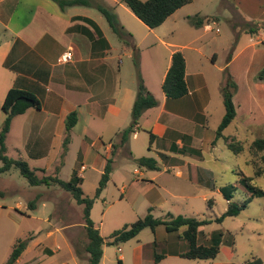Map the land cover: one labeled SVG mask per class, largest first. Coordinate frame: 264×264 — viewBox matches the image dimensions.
Here are the masks:
<instances>
[{
	"label": "rangeland",
	"instance_id": "rangeland-1",
	"mask_svg": "<svg viewBox=\"0 0 264 264\" xmlns=\"http://www.w3.org/2000/svg\"><path fill=\"white\" fill-rule=\"evenodd\" d=\"M84 1L88 5L67 7L70 14L91 19L115 51H125L119 53L121 64L115 61V67L119 66L116 77L120 87L115 95L118 99L116 105L109 110L105 120H89L87 128L90 131L87 133L86 120L81 116L69 135L68 150L63 152L61 147L62 131L53 139L49 155L39 160L28 158L29 150L38 149H34L32 133L26 136V144L22 143L23 120L18 118L6 137L5 154L25 161L31 170H45V173L35 171L38 177L57 176L62 181H69L74 174L80 175L82 195L91 199H94L106 161H111L109 181L100 196L94 199L89 214L104 240L100 264L211 263L208 260L168 256L170 243H165L167 233L162 226L153 230L143 229L133 239L114 243L111 238L113 232L131 225L149 211L154 218H164L170 213L173 216L212 220L202 230L206 235L223 233L218 261L223 264L228 260L233 264H246L256 258L264 264V195H256L246 202L245 209L238 216L226 217L221 223L214 222L227 208L220 191L222 188L232 187V202L240 204L247 199V191L240 183L242 175L250 178L251 185L264 193V161L261 160L264 150L250 151L252 142L264 139V111L256 103L257 99L264 100V85L258 87L257 84L262 83H257L253 86L252 71L244 72L240 69L242 64L237 65L240 67L238 71H233L235 77L227 70L236 85L233 104L239 115L223 131V136L234 137L242 144L243 150L239 154L233 153L222 138L213 142L225 113L221 88L226 80L227 57L237 52L235 50L244 42L250 44V33L244 29V22L264 25V15L258 7V2L263 4L264 0H254L255 6L249 7L252 14H258V19L254 21L246 19L239 7L229 5L228 0H191L155 29L141 23L125 6L124 0ZM49 3L56 5L52 1ZM97 6L109 11L117 24L131 35V40L114 33ZM197 19L201 20V26L194 24ZM206 25L210 30L203 29ZM251 38L255 41V37ZM258 46L263 49V45ZM175 51H180L186 58L190 74L201 73L204 77L203 90L209 101L202 112L204 118L199 123L202 127L199 126L195 134L175 117L188 115L187 101L190 97L169 100L170 107L165 110L172 116L156 120V116L163 111L162 74L169 64L171 52ZM247 79L252 81L249 86ZM139 80L157 100V106L145 110L140 116L137 135H131L124 147L112 151L110 145L118 142L117 133L131 122V112L127 113L129 107L124 112L121 106L130 90L132 109ZM116 109L122 112L117 115ZM3 119L4 114L0 110V126ZM114 126L120 131L113 129ZM167 127L173 132H166ZM199 131L201 137L198 136ZM185 132L193 137L191 146L196 150L184 155L169 151L171 142H175L172 134ZM150 133L155 136L151 140ZM46 147L45 143L40 144L39 152H46ZM141 158L153 159L161 170L169 158L189 162L198 166L202 183L195 186L174 177L173 172L162 174L151 183L146 178L157 175V172L139 165L137 159ZM2 165L0 161V167ZM258 169L263 170L259 176L255 175ZM33 200L35 208L31 209L29 203ZM208 200L213 201L209 208ZM18 241L25 242L26 247L15 264H88L83 206L76 204L71 195L58 186H30L19 170L12 167L0 173V264L7 262ZM179 242L186 243L182 239ZM138 247L140 250L137 251Z\"/></svg>",
	"mask_w": 264,
	"mask_h": 264
},
{
	"label": "crops",
	"instance_id": "crops-1",
	"mask_svg": "<svg viewBox=\"0 0 264 264\" xmlns=\"http://www.w3.org/2000/svg\"><path fill=\"white\" fill-rule=\"evenodd\" d=\"M253 1L228 0L227 2L229 5L238 6L246 19H249V21L253 19L254 21L258 19V14H252L249 9L250 5L255 6ZM49 2L45 0H0V110L7 91L13 87L32 92L39 100V110L29 109L24 114L15 117L11 123L12 127L14 120L18 118L23 120L22 143L24 145L26 144V136L29 133L34 135L32 142L34 149H38L36 152H39L40 144H46L47 154L40 158H30L27 155L31 160L46 158L53 149V139L59 136L62 131L64 137L65 118L68 114L75 112L77 117V122L70 133L81 120V116L86 120L85 133L90 131L87 128L90 125L89 120H105L109 110L118 101L115 95L118 94L120 89L116 77L119 66L115 67V61L117 60L118 64H121L119 53L125 52L115 51L98 26L102 37L108 44L106 48L104 42L98 39L96 32L91 30L93 28L81 20V18L88 17L70 14L69 9L61 10L57 5H52ZM258 7L262 9V15H264V2L263 4L258 2ZM239 17L242 16L239 14ZM88 29L94 36V43L84 32ZM203 29L207 30L205 26ZM249 36L248 42L250 44L244 42L238 50H235L237 52L231 55V59L226 63V68L233 77H235L233 71H238L240 67L244 72L250 73L252 71L251 77H253V86H255L257 83L264 84L263 81L256 79V75L264 66V30H259L255 34H249ZM251 37H255V41ZM259 44L263 45L261 46L263 49H259ZM67 51L71 53V60L66 63H58L57 59ZM172 53L170 54L169 64L162 74V82L169 69ZM184 59L185 82L188 93L176 100L190 97L187 101L189 113L188 115L182 114V116L175 117L181 120L183 126H186L187 129H192L195 134L198 132L199 123L204 118L202 112L209 98L203 90L204 77L201 73L190 74L187 60L185 57ZM241 64L242 66L237 67ZM250 82L252 81L247 79L248 86ZM132 100L133 97H131L130 90H128L123 106H121L124 112L128 107L127 113L131 112ZM169 100L172 99H167L164 95L162 98L163 111L156 116L157 121L172 116L170 112L165 110L170 107ZM256 103L264 111V100L257 99ZM258 109L262 112L261 108ZM116 112L119 115L122 110L116 109ZM238 115V112H236L235 117ZM139 128L137 122L131 135L136 136ZM113 129L120 131L116 126ZM168 131L169 128L167 127L166 132ZM169 132L172 133L173 131ZM201 135V131H199L198 136L201 137ZM172 137H174L175 142H171L172 145L169 146V151L184 155L189 151L194 152L196 150L191 146L193 137L190 133L172 134ZM179 137L182 139L181 142ZM154 171L157 172V175L146 178L151 183L155 182L162 174H171L169 172H173L174 177L195 186L202 183L198 166L180 159L169 158L164 162L162 170L157 166V170ZM78 177L82 178L80 175ZM247 195L249 196L248 192ZM203 199L205 198L203 197ZM202 235L200 243L206 246L211 234L206 235L202 230ZM166 239L165 243H170L168 256L181 258L180 255L186 251V243L185 245L182 243V245L179 242L180 239L177 233L175 235L167 233ZM221 246L218 255L221 252ZM138 249L140 250V247L137 248V251ZM117 251L120 252V249H117ZM218 255L215 260L210 261V264H223L218 261ZM228 261L225 264H233L231 260ZM246 264H260V261L253 258Z\"/></svg>",
	"mask_w": 264,
	"mask_h": 264
},
{
	"label": "trees",
	"instance_id": "trees-1",
	"mask_svg": "<svg viewBox=\"0 0 264 264\" xmlns=\"http://www.w3.org/2000/svg\"><path fill=\"white\" fill-rule=\"evenodd\" d=\"M54 2L61 10L67 7H72L76 5H88L84 0H50ZM191 0H124L125 6L130 10V12L146 27L149 29H155L159 27L167 18L174 14L177 10L183 6L189 4ZM97 9L106 18L112 31L119 36H127L131 40V35L126 33L122 27H120L114 16L106 9L97 6ZM85 23H87L96 32L98 39H101L105 47H108L107 42L102 37L101 31L98 26L88 18H81ZM196 26H201V20H194ZM244 29L250 34H255L259 30H264V25H252L250 23H245ZM91 41H95L94 36L89 30L84 31ZM229 54L227 57V62L231 59ZM226 80L225 84L221 88L222 102L224 106L225 113L215 131V141L219 138L225 140L227 148L235 154L242 152L243 147L240 142L235 141L234 137H224L223 131L233 122L236 116L235 107L233 104V96L236 89V85L229 75L227 68H225ZM258 81L264 82V66L256 75ZM258 87L264 84H257ZM256 85V86H257ZM161 90L167 99H180L187 95L188 88L185 82V59L180 51H175L171 55V63L169 69L166 72L164 80L161 85ZM157 106V101L153 95L147 90L143 85L142 81L139 80L136 88V96L131 109V122L127 128L122 130L117 135V143H112L111 149L114 151L117 147H122L129 136L133 133V128L137 124L138 119L145 110L154 108ZM29 109H40V102L37 97L30 91L19 89L16 87L10 88L2 102L1 111L4 114V119L0 126V161L2 162V167H0V173L10 170L15 167L19 170L21 176H23L30 186H58L65 192L69 193L74 199L76 204L83 206V220L85 233L88 239V243L85 246V252L88 255V264H100L102 258V248L104 246V240L100 236L99 231L94 227L92 221L89 218L90 210L94 199L98 198L102 191L105 189L106 184L109 181V175L111 173V161H106L103 173L101 174L98 186L95 191L94 199L84 197L82 195L80 185L82 184V178L78 177L76 174L73 175L71 180L62 181L57 176H47L43 175L38 177L35 171H41L45 173L44 170L34 169L31 170L27 163L21 159H13L8 157L5 147V140L10 131L12 120L24 114ZM77 122L76 113L72 112L68 114L65 118L64 124V138L62 141V150L65 152L67 150V145L69 144L70 130L74 127ZM154 136L150 134V140ZM214 141V142H215ZM29 149V148H28ZM264 150V139H257L251 143L250 151L256 153L258 151ZM47 152H28L30 158L43 157ZM264 161V157H261ZM139 165L146 166L151 170H157L156 162L151 158H141L137 159ZM263 173V170L258 169L255 175L259 176ZM251 179L245 176H241L240 183L243 188L249 193V196L245 202L237 204L232 202L233 199V189L231 186L222 188L220 191L224 199L227 201V208L225 212L219 217L215 218L214 222L221 223L226 217H236L242 212L246 207V202H249L254 196L264 195L263 191L254 187L250 183ZM208 205L212 204V200H208ZM31 209L35 208V201L29 203ZM149 211L143 218L138 219L136 222L129 226L122 228L121 230L115 231L111 234V238L114 243L126 242L130 239L135 238L143 229L149 228L153 230L158 226H162L167 233L180 232L178 234L179 239L186 242V251L180 256L187 260H209L213 261L219 253V247L222 243L223 233L213 232L210 235L208 245H203L200 243L202 239V228L209 225L212 220L209 219H197L184 216H173L170 213L166 214L164 218H154ZM26 247L25 242L18 241L9 256V259L5 264H15L16 261L21 256L22 252Z\"/></svg>",
	"mask_w": 264,
	"mask_h": 264
},
{
	"label": "built area",
	"instance_id": "built-area-1",
	"mask_svg": "<svg viewBox=\"0 0 264 264\" xmlns=\"http://www.w3.org/2000/svg\"><path fill=\"white\" fill-rule=\"evenodd\" d=\"M205 28L207 30H210L209 25H206ZM71 53L70 51L64 52L63 54H61V56L57 59L58 63H66L69 62L71 60ZM119 251V250H118Z\"/></svg>",
	"mask_w": 264,
	"mask_h": 264
}]
</instances>
